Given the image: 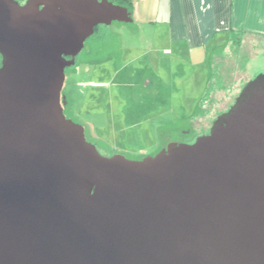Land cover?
<instances>
[{
    "label": "water",
    "instance_id": "95a60500",
    "mask_svg": "<svg viewBox=\"0 0 264 264\" xmlns=\"http://www.w3.org/2000/svg\"><path fill=\"white\" fill-rule=\"evenodd\" d=\"M112 21V0H0V264H264V72L194 141L104 156L61 91Z\"/></svg>",
    "mask_w": 264,
    "mask_h": 264
},
{
    "label": "rangeland",
    "instance_id": "374dc122",
    "mask_svg": "<svg viewBox=\"0 0 264 264\" xmlns=\"http://www.w3.org/2000/svg\"><path fill=\"white\" fill-rule=\"evenodd\" d=\"M159 28L153 36L152 29L134 21L102 24L84 41L76 64L65 68L63 112L84 127L86 140L104 156L121 153L137 159L160 151L168 140L202 135L205 125L227 111L247 81L264 72V36L215 41L204 58L193 63L195 56L186 50L176 55L164 52ZM135 64L147 66L143 77L148 76L150 84L122 89L118 81L129 74L116 78L113 71L127 65L135 73ZM85 81L99 84H82ZM141 99L155 106H142Z\"/></svg>",
    "mask_w": 264,
    "mask_h": 264
},
{
    "label": "crops",
    "instance_id": "0c3cea01",
    "mask_svg": "<svg viewBox=\"0 0 264 264\" xmlns=\"http://www.w3.org/2000/svg\"><path fill=\"white\" fill-rule=\"evenodd\" d=\"M125 2L132 21L139 27L146 25L156 36L162 26L165 53L176 55L186 50L189 56H195L193 63H199L208 46H213L215 41L236 35L264 36V0Z\"/></svg>",
    "mask_w": 264,
    "mask_h": 264
},
{
    "label": "flooded vegetation",
    "instance_id": "af4514ba",
    "mask_svg": "<svg viewBox=\"0 0 264 264\" xmlns=\"http://www.w3.org/2000/svg\"><path fill=\"white\" fill-rule=\"evenodd\" d=\"M18 1V3L19 4H23L24 2H25V0L23 1V2H20V0H17ZM100 25H102V24H99V25H97V26H95L94 27V32L98 29V27L100 26ZM93 32V33H94ZM146 54V53H145ZM130 56V55H129ZM141 56H144L143 54H141ZM118 57L120 58V56L118 55ZM67 58H69V57H67ZM139 61H138V63L142 60V58L141 59H138ZM76 62H77V55L74 57V63L72 64V65H70V66H74L75 64H76ZM127 64V63H126ZM2 65V56H1V54H0V66ZM127 65H122L121 67H119L118 69H115L114 71H113V73H114V75L116 76V78L118 77L119 78V75H125V74H129V76H128V79H124V80H119L118 81V85H120V87H122V89H126V90H128V91H131L134 87H138L137 85L138 84H143L142 82H145L146 84H150V81H149V77L148 76H144L143 77V75H145V72L147 73V71H148V69H147V66H142V67H137V65L135 64V65H133L135 68L137 67V68H139V69H137L136 71H135V73H134V71L133 72H129V70H128V68L126 67ZM67 67H69V66H67ZM66 67V68H67ZM142 77L143 78H146V81L144 80V81H142L143 79H142ZM140 79V80H139ZM144 83V85H146ZM82 84H87V85H90V84H99V82H87V81H85V82H82ZM61 94H62V97H64V99H65V104L63 105V110L65 109V106L67 105V99H66V94H64L62 91H61ZM239 94V93H238ZM237 94V95H238ZM237 95L235 96V98L237 97ZM235 98H234V100H235ZM153 99V98H152ZM234 102V101H233ZM140 105H142V106H145V107H154L155 106V104H154V101H150V100H143V99H141V102H138ZM233 104V103H232ZM231 104V105H232ZM230 105V106H231ZM230 106L228 107V109L230 108ZM227 109V110H228ZM224 112H226V111H224ZM224 112H221L220 114H218L217 116H216V118L212 121V123L209 125V127H206V125H205V127L202 129V134H206V133H208L209 132V130H210V128H211V126H212V124H213V122L217 119V117L219 116V115H221L222 113H224ZM208 128V129H207ZM207 130V131H206ZM184 132L183 133H185V132H187L188 133V131H190V130H183ZM199 136V135H198ZM198 136H194V137H186V138H179V139H175V140H177V141H181V142H192V141H194ZM182 140H184V141H182ZM171 140H168V141H166V143L163 145V146H161L159 149L161 150V149H163V148H165L166 147V145L170 142ZM172 142V141H171Z\"/></svg>",
    "mask_w": 264,
    "mask_h": 264
},
{
    "label": "trees",
    "instance_id": "16d2710c",
    "mask_svg": "<svg viewBox=\"0 0 264 264\" xmlns=\"http://www.w3.org/2000/svg\"><path fill=\"white\" fill-rule=\"evenodd\" d=\"M113 2L115 3H119V4H122V5H125L126 4V0H112Z\"/></svg>",
    "mask_w": 264,
    "mask_h": 264
}]
</instances>
